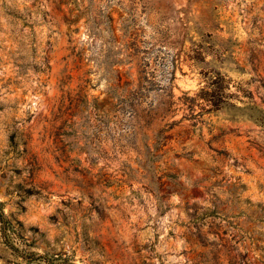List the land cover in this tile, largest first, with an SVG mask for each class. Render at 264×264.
Returning a JSON list of instances; mask_svg holds the SVG:
<instances>
[{
  "label": "rangeland",
  "instance_id": "374dc122",
  "mask_svg": "<svg viewBox=\"0 0 264 264\" xmlns=\"http://www.w3.org/2000/svg\"><path fill=\"white\" fill-rule=\"evenodd\" d=\"M260 115L264 0H0V264H264Z\"/></svg>",
  "mask_w": 264,
  "mask_h": 264
},
{
  "label": "trees",
  "instance_id": "16d2710c",
  "mask_svg": "<svg viewBox=\"0 0 264 264\" xmlns=\"http://www.w3.org/2000/svg\"><path fill=\"white\" fill-rule=\"evenodd\" d=\"M258 119H260L264 123V115H260V117H258ZM3 215H4V213H3Z\"/></svg>",
  "mask_w": 264,
  "mask_h": 264
}]
</instances>
